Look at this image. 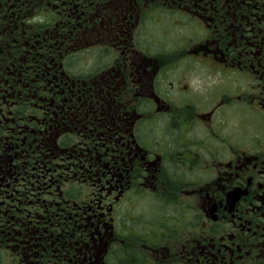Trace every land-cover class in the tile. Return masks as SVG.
Returning a JSON list of instances; mask_svg holds the SVG:
<instances>
[{
	"label": "flooded vegetation",
	"instance_id": "1",
	"mask_svg": "<svg viewBox=\"0 0 264 264\" xmlns=\"http://www.w3.org/2000/svg\"><path fill=\"white\" fill-rule=\"evenodd\" d=\"M0 264H264V0H0Z\"/></svg>",
	"mask_w": 264,
	"mask_h": 264
}]
</instances>
